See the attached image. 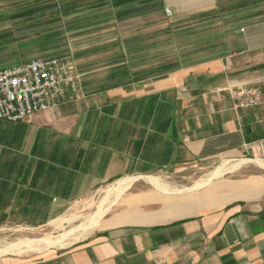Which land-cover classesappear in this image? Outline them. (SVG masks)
Listing matches in <instances>:
<instances>
[{
    "label": "crops",
    "instance_id": "crops-1",
    "mask_svg": "<svg viewBox=\"0 0 264 264\" xmlns=\"http://www.w3.org/2000/svg\"><path fill=\"white\" fill-rule=\"evenodd\" d=\"M57 3L70 34L85 36L73 57L84 95L0 119V228L48 226L128 175L218 161L229 171L134 192L85 241L36 260L0 252V264H264V103L241 108L234 96L264 79V0ZM105 23L133 42L99 39Z\"/></svg>",
    "mask_w": 264,
    "mask_h": 264
},
{
    "label": "rangeland",
    "instance_id": "rangeland-1",
    "mask_svg": "<svg viewBox=\"0 0 264 264\" xmlns=\"http://www.w3.org/2000/svg\"><path fill=\"white\" fill-rule=\"evenodd\" d=\"M57 4V0H0V68L35 57L50 56L62 57L68 65L75 66L73 57L75 50H77L76 45L80 46L82 43H78V41L85 36L70 34L69 27L72 19L67 16L66 9H63L67 8V5L62 6V9L59 10ZM151 24L164 27L166 22L163 19H154ZM143 25L144 23L141 24V26ZM113 26L110 23L100 25L104 31L101 33L102 36L97 35L98 38L114 43L133 42L131 36L110 33ZM166 38L165 35L158 36L157 42L163 47V42L168 41ZM117 50V47H113L111 51H104V55L110 56L112 53H117ZM101 57L104 58L102 54ZM81 76L83 77V74ZM67 102L69 101L63 102L60 106ZM252 158L250 157V159ZM235 162L239 161H234L233 164ZM224 163L218 161L207 164L205 167L186 164L184 168L173 173L164 171L144 176L128 175L109 180L103 186L96 188L86 199L72 205L60 219L48 226L31 228L8 225L1 227L0 252H4L5 249L15 243L27 241L35 242L33 244L27 242L28 245L23 244L19 248L6 252L20 254L33 258V260L54 251L60 252L89 238L106 217L121 207L126 196L139 191L158 192L156 185H153L148 178H154L160 186L171 193L193 187L198 182L207 179L219 167H222L221 173L225 172L226 169L229 171L230 165ZM254 164V162H250L249 168H256L257 165ZM129 177H134L135 180L124 187L119 194L118 182ZM100 211H104V213L98 218V223L85 228L92 219L97 218L95 215ZM75 228L76 230L71 232L61 244L48 245L42 242L43 239L54 241L61 234L69 233Z\"/></svg>",
    "mask_w": 264,
    "mask_h": 264
},
{
    "label": "built area",
    "instance_id": "built-area-1",
    "mask_svg": "<svg viewBox=\"0 0 264 264\" xmlns=\"http://www.w3.org/2000/svg\"><path fill=\"white\" fill-rule=\"evenodd\" d=\"M262 57L264 61V46ZM81 75L76 66L68 65L59 56L35 57L1 67L0 119L29 121L37 112L58 109L65 101L81 99ZM234 96L237 107L259 106L264 103V79L258 87L241 88Z\"/></svg>",
    "mask_w": 264,
    "mask_h": 264
},
{
    "label": "bare ground",
    "instance_id": "bare-ground-1",
    "mask_svg": "<svg viewBox=\"0 0 264 264\" xmlns=\"http://www.w3.org/2000/svg\"><path fill=\"white\" fill-rule=\"evenodd\" d=\"M246 160H242V161H240V162H238V164L239 163H241V162H245ZM221 168L222 167H219L213 174H212V176H216V175H218L219 173H220V171H221ZM149 180H150V182L153 184V185H156V187L159 189V190H163V191H168L167 189H165L164 187H162V186H160L157 182H156V180L154 179V178H148ZM207 179H209V178H207ZM206 179V180H207ZM135 180V178L134 177H132V178H125V179H122V180H120L119 182H118V186H119V190H118V193L120 194V192L122 191V189L124 188V187H126L127 185H130L133 181ZM206 180H203V181H201V182H198L197 184H195L194 186H196L197 187V185H201L202 183H204ZM193 186V187H194ZM202 186V185H201ZM193 187H190V188H188V189H191V188H193ZM170 192V191H169ZM116 200V199H115ZM104 213V211H100V212H98L96 215H95V217H97V218H95V219H92L86 226H85V228H88V227H91V226H94V225H96L97 223H98V218L99 217H101V215ZM94 218V217H93ZM84 228V227H83ZM76 230V228L75 229H73V230H71L69 233H64V234H61V236L58 238V239H56V240H54V241H50V240H48V239H43L42 240V242H45V244H48V245H58V244H61L63 241H64V239L67 237V236H69L70 235V233L71 232H74ZM27 242H29V244H33L34 242L33 241H27ZM27 242H20V243H15V244H13L12 246H9L7 249H5L4 250V252H6V251H10V250H12V249H14V248H19L20 246H23V244H26ZM26 245H28V244H26Z\"/></svg>",
    "mask_w": 264,
    "mask_h": 264
}]
</instances>
